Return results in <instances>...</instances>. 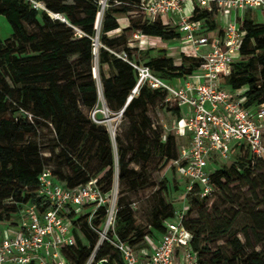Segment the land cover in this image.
I'll return each instance as SVG.
<instances>
[{
    "label": "trees",
    "instance_id": "16d2710c",
    "mask_svg": "<svg viewBox=\"0 0 264 264\" xmlns=\"http://www.w3.org/2000/svg\"><path fill=\"white\" fill-rule=\"evenodd\" d=\"M32 1L41 3L43 11L35 8ZM140 1H134L136 7ZM99 2L0 0V15L12 28L11 36L0 40V223L17 224L19 211L27 203L35 204L40 213L51 209L49 202L38 195L37 187L39 177L51 165L56 149H59L56 157L68 165L67 174L61 170L62 161L57 169H53L59 182L68 188H76L98 179L103 193L112 191L116 162L109 132L103 125L90 121L83 111V108L93 109L99 102L98 85L93 74L97 50L94 38L97 36L99 39L98 31L99 41L103 44L100 52L98 50L100 66L108 65L112 70L109 76L103 69L100 72L107 107L112 112L124 110V118L130 124L131 143L125 146L121 137L118 138L121 184L131 191L147 186V176L131 165H141L143 169L150 163L153 150L162 151L170 161L178 155L175 138L169 135L163 141L148 114L150 106L164 98L163 93L145 85L133 94L138 73L131 64L112 52L118 42L125 39L124 33L109 37L121 30L117 15L129 14L133 11L130 6L134 4L118 7V3L123 5L126 0H109L111 7L104 17L102 14L99 17ZM54 15H61L66 20L56 19ZM213 16L214 12L201 11L197 7L193 13L194 19L203 20L205 24L211 23ZM99 20H102L100 27ZM241 23L244 31L241 56L249 58L247 62L234 64L224 82L233 90L243 89L248 99L246 105L251 107L264 103V24H255L247 17ZM77 29L84 35L79 36ZM136 29L149 38L164 41L180 37L177 29L169 28L160 20L142 21ZM124 52L133 61V49L126 47ZM72 57L77 59L72 61ZM202 62L196 57H184L178 66L172 58L161 56L151 59L145 66L162 79L173 80L196 74ZM258 68L260 74L256 76L253 71ZM171 112L181 116L179 106L172 108ZM42 127L51 128L55 133L54 147L40 146L38 136ZM88 147L99 161L98 173L104 172L102 179L97 177L98 174L89 175L81 164L74 163L73 155L77 154L83 160V149ZM41 149H51L52 156L44 157ZM246 160V157H241L240 165H234L229 171L222 167L211 174V183L216 188L211 198L220 191V203L206 207L209 199L188 195L190 203L202 209L198 218L186 220L201 264H264V191L262 196L256 193V183L251 180L252 159ZM257 160L262 163L260 160L264 159ZM234 176L253 186L254 206L246 204L243 196L231 195L229 187ZM262 180L264 186V178ZM10 201L16 204H10ZM174 212L164 200L153 211L152 226L158 235L164 232V221L170 219ZM244 212L249 223L241 233H235L234 226ZM69 217L73 218V215ZM83 219L81 217L74 222ZM116 231L135 249L146 245L147 235L136 227L133 210L123 200L118 202ZM84 232L90 247L78 238L75 247L64 250L73 264H84L94 247L95 238L87 230L84 229ZM239 234L244 236L245 241L239 238ZM225 238L232 256L220 252L211 255L210 245ZM258 247L260 250H257ZM106 256L123 264L119 254L108 245L98 255L99 258Z\"/></svg>",
    "mask_w": 264,
    "mask_h": 264
},
{
    "label": "built area",
    "instance_id": "2783aa9c",
    "mask_svg": "<svg viewBox=\"0 0 264 264\" xmlns=\"http://www.w3.org/2000/svg\"><path fill=\"white\" fill-rule=\"evenodd\" d=\"M188 2L201 11L225 17L223 34L202 35L205 21L184 15ZM32 3L35 8L44 9L41 3ZM137 8L153 19L177 16L186 34L185 40L193 47L194 57L203 60L197 72L200 76L194 74L169 83L149 67L130 61L126 52L114 53L138 73L134 94L147 85L161 91L167 103L180 107L181 117L174 129L178 136L186 137V144L171 164L178 175L188 181L186 195L210 199L216 191L211 174L231 161L235 151L243 152L247 148L254 158L264 159V103L249 107L243 89L227 90L224 84L233 65L242 57L241 19L248 10L264 9V0H141ZM54 17L66 20L61 15ZM77 34L84 35L79 29ZM142 36L138 33L134 38L139 40ZM205 47L210 50L203 54ZM210 168L216 170L210 172ZM37 193L49 202L51 209L40 213L35 204L27 203L19 211L17 224L2 229L0 223V264H69L64 250L75 247L78 238L82 241L81 234L86 237L84 229L95 238L84 264H118L109 256L98 257L106 245L119 254L123 264H201L183 210L175 211L164 221V232L156 238L146 237V245L137 250L116 231L118 195L103 193L98 179L68 188L56 179L48 166L39 177ZM71 214L73 218L69 217ZM81 217H84L82 221L74 222Z\"/></svg>",
    "mask_w": 264,
    "mask_h": 264
},
{
    "label": "rangeland",
    "instance_id": "374dc122",
    "mask_svg": "<svg viewBox=\"0 0 264 264\" xmlns=\"http://www.w3.org/2000/svg\"><path fill=\"white\" fill-rule=\"evenodd\" d=\"M135 0H126V2L121 5L118 3L117 5L126 6L130 4H134ZM148 1V0H147ZM111 4L109 0H100V15L104 17L105 12ZM34 6V4H33ZM35 7V6H34ZM133 9L129 14H119L117 15L118 20L121 24V30L112 34L113 37L117 36L119 33H124V38L120 42H118V46L112 50L113 53L121 54L124 52L126 47L133 49V61L139 65H146L153 58H157L161 56L162 53L166 52L167 57H173L176 61H179V55L185 52H189V42L185 40L183 37L182 40H176V42L167 43L162 40H156L154 42L141 38L139 40L134 38L135 34H138V30L136 27L140 25L142 21H146L149 19H153L146 15L141 9L137 8L134 5L130 6ZM43 11L42 8L39 9ZM250 18L255 22V24H264V9L262 10H248L245 13V16ZM241 20H243V18ZM149 18V19H148ZM161 18V17H160ZM159 18V19H160ZM216 16L214 15L212 19L214 20ZM103 20V18H102ZM99 20V27L101 22ZM158 20V19H157ZM153 21V20H152ZM210 25V23H209ZM12 33V28L8 23L7 19L0 15V38L5 39L9 37ZM99 40H100V31ZM98 35V34H97ZM97 36L94 38V47H97V55L98 50L100 52V48L103 47L101 41H99V45H96ZM141 40L147 41L145 44H141ZM126 42V44L124 43ZM96 45V46H95ZM164 49V50H161ZM249 57H241L240 62H247ZM77 57H72L71 60L75 61ZM200 59V58H199ZM202 60V59H201ZM182 64V61H180ZM180 64V65H181ZM203 64V62H202ZM179 65V64H178ZM101 69L105 72L107 76H109L112 72L111 68L108 65L100 66L99 59H96L93 63V74L94 79L97 82L99 89V102L93 109L83 108L85 115L90 121L97 125H103L107 131L109 132L111 145L115 157L116 169L115 175L113 177V189L110 192H115L118 195V202L123 200L125 204H129L131 209L133 210L136 227L140 230H143L147 237H157V231L152 226L153 221V211L159 206L160 201L164 200L170 207L174 209V211L183 210L187 214L188 219H196L199 217V214L202 209L198 208L195 205H192L188 199V195H186V186L188 185V181L178 175L174 166H172L171 161L165 157V154L160 150H153L152 158L149 164H147L143 169L141 165L132 164V168H136L138 170H142L143 174L147 176V186L136 190L131 191L126 185L121 184L119 179V153H118V138L121 137L125 146L130 144L131 132H130V124L129 121L124 118V113L120 112H112L108 109L104 95H103V87L101 81ZM254 75L259 76L260 68L253 71ZM170 83V80H168ZM225 84V83H224ZM227 90H231L229 86H226ZM177 106L176 103H167L165 98L159 99L155 104L150 106L149 108V116L152 118L154 125L158 129V132L162 135L163 141L166 140L167 136H173L176 140V151L177 154L180 153L181 148L186 144L185 139L183 137L178 136L175 132L174 126L178 117L176 114L171 112L172 108ZM55 133L48 127H42L39 131L38 142L42 148H51L56 144L55 142ZM43 151L44 157H51V149H41ZM81 151V149H79ZM84 158L83 160L77 157V154L73 155L74 163L81 164L82 168L91 176L94 174H98V178L102 179L104 176L103 173H98L99 161L93 155V152L89 147L87 149H83ZM59 153V149H56L52 157V162L50 163V167L52 169H57L60 166V161L63 162L61 170L64 173H68V165H66L63 159L59 160L56 156ZM241 157H246L247 160L252 159L253 163V175L251 176V180L253 183H256V193L260 196L263 195L264 186L262 185V179L264 178V160L262 163H258L259 160L254 159L253 156L249 153L247 148H244L243 152L235 151L234 157L231 161L220 165L224 167L227 171H229L234 165H240ZM244 162V161H243ZM244 165L247 164L244 162ZM219 166V167H220ZM240 167V166H238ZM240 169V168H239ZM216 170L215 168H210L209 171L213 172ZM105 185V184H104ZM103 185V186H104ZM231 195L233 196H243L246 204L249 206H254L255 202L252 200V191L253 186H249L244 184V182L239 181L237 176H234V181L231 183L230 187ZM222 198V193L219 191L217 194L209 199L206 202V207L215 205L216 203H220ZM224 207H221L223 209ZM2 211V209H0ZM81 212H85V209H80ZM235 210H238L235 207ZM246 211V210H245ZM249 223L248 217L244 212L241 217L238 219L237 223L234 226L235 233H241L242 229ZM10 223L3 222L1 223V228L4 229ZM82 243L88 247V241L86 237L81 234ZM239 238L242 241H245V238L242 234H239ZM228 239L225 238L223 240L217 241L214 244L210 245L211 255L217 253H225L229 257L232 256V251L227 246ZM138 248L137 250H139ZM257 250H260L258 247ZM69 258V257H68ZM69 264L72 263V259L69 258Z\"/></svg>",
    "mask_w": 264,
    "mask_h": 264
},
{
    "label": "crops",
    "instance_id": "0c3cea01",
    "mask_svg": "<svg viewBox=\"0 0 264 264\" xmlns=\"http://www.w3.org/2000/svg\"><path fill=\"white\" fill-rule=\"evenodd\" d=\"M194 8H195V4L194 3H191V2L186 3L185 6H184V15H186L188 17L193 16ZM149 20L150 21H152V20L153 21H156L157 19H152V20L149 19ZM158 20H160L164 25L168 26L169 28H175V29H177V31L180 33V37L177 38V39H174L172 41H164V40H162V41L167 42V43H172V42H176V40H180L181 41L183 37L185 38V35L186 34L182 32L181 25H180V21H179V18L177 16H175V15H167V16L161 17ZM225 21H226V18L225 17H219V16L217 17L216 16V18L214 20H211L210 25H209V23H206L205 24L206 28L203 30L202 35H208L209 37H215V36L222 35L223 34V31L222 30H223V27L225 25ZM9 37H7L5 39H1L0 38V40L4 41V40L8 39ZM142 38H146V39H148V40H150L152 42H154L156 40H160V39H157V38H149V37H147L145 35H143ZM146 42L147 41H145V40H141V44H143V43L145 44ZM161 50H164V49H161ZM209 50H210V47H205L203 49L202 53L203 54H206ZM166 53H167V51L164 52V53H162L161 56L167 57ZM161 56H159V57H161ZM194 56H195V53L193 51V47L190 44L189 45V52H185V53H182L181 55H179V57H180L179 58V61H176L173 57H170V58H172L174 60L175 65H178V64L180 65L181 64L180 61H182V59L184 57H194ZM159 57H157V58H159ZM195 75L200 76V74H198V73L195 74ZM181 79H183V78H181ZM175 80L176 79H173V80H170V81L173 82ZM180 117L181 116H179L178 118H180ZM183 139H185V141H186V137H183Z\"/></svg>",
    "mask_w": 264,
    "mask_h": 264
},
{
    "label": "bare ground",
    "instance_id": "6f19581e",
    "mask_svg": "<svg viewBox=\"0 0 264 264\" xmlns=\"http://www.w3.org/2000/svg\"><path fill=\"white\" fill-rule=\"evenodd\" d=\"M96 45H97V46L99 45V39H98V38H97V40H96ZM96 59H98L97 50H96Z\"/></svg>",
    "mask_w": 264,
    "mask_h": 264
},
{
    "label": "water",
    "instance_id": "95a60500",
    "mask_svg": "<svg viewBox=\"0 0 264 264\" xmlns=\"http://www.w3.org/2000/svg\"><path fill=\"white\" fill-rule=\"evenodd\" d=\"M99 90V89H98ZM99 92V91H98ZM134 94V92H133ZM131 99V98H130ZM122 113H124V110H122ZM99 264H107V262H100Z\"/></svg>",
    "mask_w": 264,
    "mask_h": 264
}]
</instances>
